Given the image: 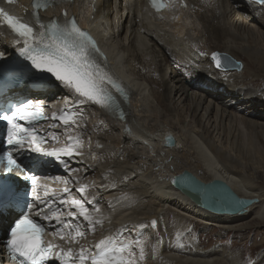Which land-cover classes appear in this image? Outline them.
Instances as JSON below:
<instances>
[{
	"label": "bare ground",
	"instance_id": "6f19581e",
	"mask_svg": "<svg viewBox=\"0 0 264 264\" xmlns=\"http://www.w3.org/2000/svg\"><path fill=\"white\" fill-rule=\"evenodd\" d=\"M184 3L152 13L144 0H74L52 4L37 21L32 0H0V7L37 32L39 23L53 18L63 23L66 10L97 38L94 59L128 95L109 86L124 119L98 105L80 106L84 118L72 134L83 133L84 155L70 160L76 171L67 187L81 198L78 187L89 185L86 206L90 212L99 207L96 218L104 222L92 232L81 218L86 236L73 243L59 238L65 249L91 251L106 237L142 234L146 258L139 264H248L242 251L220 242L205 246L192 233L197 222L206 230L264 227V182L255 175L264 169V6L256 0ZM19 39L0 19V53L23 46ZM213 52L244 57L246 64L218 69ZM46 81L39 95L46 105L68 107L74 97L51 76ZM56 131L67 137L63 128ZM168 135L172 146L164 143ZM183 170L205 182L225 181L256 201L241 214L209 212L171 183ZM253 264H264V255Z\"/></svg>",
	"mask_w": 264,
	"mask_h": 264
},
{
	"label": "snow or ice",
	"instance_id": "6c2138e0",
	"mask_svg": "<svg viewBox=\"0 0 264 264\" xmlns=\"http://www.w3.org/2000/svg\"><path fill=\"white\" fill-rule=\"evenodd\" d=\"M8 2L12 3L13 0ZM57 2L58 0H34V14L37 21H39L40 9H47L50 4ZM176 2L177 0H150L157 12L171 8ZM179 2L187 7L184 0ZM257 2L264 6V0H257ZM63 15L66 18L63 23L53 18L47 24L39 23L42 30L37 32L23 18L12 15L0 7V19L20 37L16 43H23V47L20 48L21 55L30 60L36 69L50 74L74 97V103L70 107H65L59 114L53 112L50 117L58 122L56 126L62 124L67 134V143L58 148H45L43 145L47 143V139L35 127L36 122L49 119L44 115L42 106L32 108L31 100L19 101L9 110L0 112V120L6 122L5 142L11 146L0 152V168L7 173H13L19 169L24 174V178L30 180L34 186L32 201L0 198V216L5 213H17L10 225L5 246L10 258L17 260L19 264H139L146 258L145 240L142 234L136 239H130L118 233L100 240L95 244L94 252L84 247L74 252L71 247L65 249L59 244L46 241L44 239L45 224L31 215L37 203L46 204L48 211L52 214L45 216L44 220L55 227L53 235H58L62 240L67 239L69 243L78 242L86 236L84 225L80 222L81 218L92 232L96 231L97 225L103 224V219L96 218L100 208L94 207V210L90 212L89 207L86 206L91 204L85 195L89 185H81L77 189L81 193V198H74L71 195L72 190L67 187L68 180L63 179L65 184L63 193L68 194L67 197L57 199L54 191L47 190L42 197L37 192V188L40 187L38 177L19 159V153L31 151L40 153L44 157H52L67 171L74 172L75 169L69 168L70 160L84 155L83 133L72 134L74 129L81 128L80 121L84 118L80 106L98 105L119 119H124L127 115L113 96L109 86L124 93L125 97L127 93L94 59V56L100 53L95 39L86 29L79 26L74 16L69 18L66 10ZM0 55L3 54L0 53ZM212 59L217 68L227 69L238 66V62H234L227 53L213 52ZM43 83L46 84L47 81ZM128 131L130 132L131 129ZM51 140L58 142V137L52 135ZM169 142H173V138H169ZM44 187L47 188L46 185ZM72 209L76 210L72 211ZM74 220L76 223H73ZM151 225L155 227L157 221L152 220ZM155 250L156 246H154ZM248 264L253 262L249 260Z\"/></svg>",
	"mask_w": 264,
	"mask_h": 264
},
{
	"label": "water",
	"instance_id": "95a60500",
	"mask_svg": "<svg viewBox=\"0 0 264 264\" xmlns=\"http://www.w3.org/2000/svg\"><path fill=\"white\" fill-rule=\"evenodd\" d=\"M233 60L234 62H238V66L218 69H242V62L236 59ZM213 63L215 65L214 60ZM169 138L173 137L170 135L165 137L164 143L166 146L174 144V138L171 143L169 142ZM171 183L198 206L214 214H241L256 201V198L239 196L225 181L214 178L209 182H205L188 170H183L181 173L173 176ZM241 201L244 203H240Z\"/></svg>",
	"mask_w": 264,
	"mask_h": 264
},
{
	"label": "rangeland",
	"instance_id": "374dc122",
	"mask_svg": "<svg viewBox=\"0 0 264 264\" xmlns=\"http://www.w3.org/2000/svg\"><path fill=\"white\" fill-rule=\"evenodd\" d=\"M239 60L242 64H246L244 57H241ZM255 175L260 183L264 182V169L257 170ZM194 226L196 227V231L192 235H196L195 237H198V239L202 238L200 243L205 244V246L220 242V245L226 246L227 248L230 247L231 249L242 251V256L247 263L250 259L253 262L264 255V227L259 228L257 226V228L250 226L246 230L229 231L218 227L206 230L204 225L199 222L194 223Z\"/></svg>",
	"mask_w": 264,
	"mask_h": 264
}]
</instances>
